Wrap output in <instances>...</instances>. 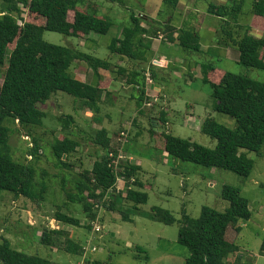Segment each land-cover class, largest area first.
Listing matches in <instances>:
<instances>
[{
  "label": "trees",
  "instance_id": "1",
  "mask_svg": "<svg viewBox=\"0 0 264 264\" xmlns=\"http://www.w3.org/2000/svg\"><path fill=\"white\" fill-rule=\"evenodd\" d=\"M129 7V0H103ZM181 0H164L168 11H175ZM246 0H230L226 6L211 4L209 13L222 19L220 44L232 47L240 53L239 64L247 69L264 72V37L254 36V30L264 31V0H255L251 10V22L243 34L240 25ZM0 66L6 67L3 83L0 84V194L3 191L14 193L42 205L47 199L49 186L47 171L36 166L40 160L41 140L33 134L35 128L43 127L47 114L39 108L49 102L59 92L66 93L80 101L83 109L90 110L92 123L99 127L103 118L99 117L104 104L102 85H90L70 73L75 62H84L92 69L98 79L102 72L113 70L108 60L97 58L75 48L52 45L44 40L45 32L59 33L64 36L88 40L91 35L106 36L114 26L113 21L100 14V4L82 0H0ZM26 15H25V14ZM26 16V20L24 18ZM142 19L132 15L131 23L123 27V38L115 39L110 47L113 54L140 62L143 51H151V41L158 32L149 36L142 26ZM160 31L167 41L176 40L182 49L200 52L201 37L197 31L185 27L175 29L170 23L161 24ZM178 32V39L174 35ZM138 74V75H137ZM120 75L128 84L139 86L141 97L137 101L139 114H143L145 103V82L142 73L121 69ZM136 78H141L135 82ZM204 83L211 90L216 101L215 111L234 118L238 128L229 129L215 119L204 120L201 131L216 140L215 149H209L191 140L167 133L169 121L167 113L158 118V127L164 131L149 132L151 141L172 158L190 162L206 168L227 170L248 178L253 172L254 161L249 152L260 153L264 146V81L230 72H218L209 65L204 72ZM10 121L11 126H6ZM62 137L52 144V153L57 166L62 170L74 168L71 157L81 148V142L69 133L76 126L74 116L59 117ZM15 126L32 136L29 155L34 162H19L13 156L10 135ZM68 132V134H66ZM115 135L118 134L114 132ZM141 134V133H140ZM161 141L158 142V140ZM96 148V158L90 169H83L70 179L69 175L59 176L62 192L68 203L82 208L87 218L94 222L98 219V209L109 212L122 210L125 203L132 209L123 212L125 219L130 210L140 212V206L147 204L149 194L142 179L144 170L137 164L118 163V149L113 145L111 133L101 127L90 139ZM101 151V154H99ZM16 160V161H15ZM41 172V174H40ZM41 178V179H40ZM119 178L126 181V194L114 193ZM67 183L71 184L67 188ZM223 199L229 203L225 212L210 207L202 209L199 218H192L184 210L180 220L179 244L187 248L190 258L187 264H227L230 256L239 252L237 240L242 231L237 227L239 221H249L253 217L250 202L241 195L238 188L224 186ZM153 221L173 225L177 222L172 212L160 207L152 209ZM55 219L66 225L80 227L81 221L59 209ZM89 231L92 226L86 227ZM61 239L64 244H60ZM43 245L64 246L67 254L84 256V245L77 243L65 230L46 228L41 237ZM139 253L146 254L143 248ZM261 251L264 253V241ZM141 255H137L141 258ZM146 256V260H148ZM87 264H114L89 260ZM0 264H54L50 259L39 255H29L12 247L10 240L4 238L0 243Z\"/></svg>",
  "mask_w": 264,
  "mask_h": 264
},
{
  "label": "rangeland",
  "instance_id": "2",
  "mask_svg": "<svg viewBox=\"0 0 264 264\" xmlns=\"http://www.w3.org/2000/svg\"><path fill=\"white\" fill-rule=\"evenodd\" d=\"M82 1L99 3L100 14L113 21L114 26L108 35L98 36L100 40H97L96 43L92 42L96 35H93L88 41L59 33L45 32L43 38L52 45L75 48L110 62H112L110 57L114 54L110 51L109 44L112 43V40L119 38L120 30L131 23L133 14L140 18V13H147L149 7L157 8L163 12L168 10L164 0H129L128 8L103 0ZM254 1L246 0L245 2L244 13L240 21V25L244 27L243 34L250 23ZM210 4L211 0H199V5H203V9ZM24 18L26 20V16ZM142 24H144L143 21ZM221 38L220 30L216 42ZM146 51L148 50L143 53L145 55L142 54L144 60L139 62L130 59L134 63L139 62L140 68L136 69L137 71L149 70L147 63H144L148 59ZM181 51H184L186 53L184 55L193 62L207 67L210 64L208 56L205 54L189 52L184 49ZM215 61L217 67L226 72L264 81V72L262 71L247 69L240 64H228L226 61L219 63L217 59ZM5 73L6 67L0 66V84L3 83ZM147 77L150 78V75L148 74ZM166 80V94L170 107L163 106L164 100L157 104L156 112L159 113L157 116H160L163 109L168 112L167 133L191 140L209 149L217 147V141L201 131L200 123L197 126H191V124L196 125V122H199L197 116H201L197 113V116H193L194 122L189 120V114L194 112L192 108H195V106H189H193L191 104L195 100L199 102V109H203V121L211 117L229 129L238 128L234 118L215 111L216 101L207 84L201 80L194 81V84H197L196 89L201 90L199 93L194 92L190 87L186 88L185 83H181L180 80L177 85L173 81V77H166ZM180 87L183 91L179 90ZM132 96L133 98L117 99L116 106L112 108L106 104L102 107L99 117L103 118L101 127L111 133L113 145L118 149L117 162L129 161L141 166L144 170L142 179L148 188L146 192L149 194V201L140 206V212L130 210L129 218L125 219L123 212L133 207L132 204L125 203L122 210L116 212H109L103 208L98 209V219L91 222L80 206L67 202L61 190L59 176L69 175L70 179H73L76 173L92 167L97 151L90 139L101 127L92 123L93 113L88 109H83L79 100L59 92L46 104L39 105L47 117L43 120V127L35 128L33 132L40 138L42 145L39 151L41 158L36 161V166L41 172L44 170L49 173L46 181L49 186L47 199L39 206L24 197L3 191L0 194V243L6 238L10 240L14 249L29 255H39L50 259L54 264H87V260L104 263L112 260L114 264H187L191 254L178 241L182 212L185 210L192 218H199L204 207L225 212L229 203L223 199V188L228 185L240 189L241 195L250 202L253 217L249 221L238 222L237 227L242 228L237 240L239 252L230 256L227 264H264V253L261 251L264 241V146L260 153H248L249 158L255 164L253 172L248 178L227 170L206 168L172 158L162 149H158V146L151 141L148 131L154 128L161 133L164 130L152 125L149 114L145 112L144 115L139 114L137 101L140 98V91L133 90ZM153 102H158V99L154 98L147 106H153ZM62 115L74 116L78 123L69 132L71 136L81 142V148L71 157V163L74 166L71 170L59 168L52 153V144L64 133L59 122V117ZM9 125L11 126L10 121H7L6 126ZM116 131L117 135L114 134ZM32 140L33 137H29L26 131L19 126L14 127L13 133L10 135V145L16 160L24 163L26 161L34 162V157L29 155V149L33 145L31 144ZM158 142L161 144V141L158 140ZM125 184V179L119 178L118 190L114 193L122 192L125 196ZM70 187L71 184L67 183V188ZM154 207L172 212L177 222L173 225H165L153 221L151 214ZM59 209L79 219L81 226H66L58 222L55 219V214ZM88 225L92 226L91 231L86 228ZM46 228L50 230L62 229L68 232L74 241L84 245L85 255L67 254L64 246L60 245L55 247L43 245L41 237ZM64 240L61 239V245L64 244ZM138 247L143 248L147 255L144 253L141 255ZM137 255L142 257L139 258ZM146 256L149 257L148 260H146Z\"/></svg>",
  "mask_w": 264,
  "mask_h": 264
},
{
  "label": "crops",
  "instance_id": "3",
  "mask_svg": "<svg viewBox=\"0 0 264 264\" xmlns=\"http://www.w3.org/2000/svg\"><path fill=\"white\" fill-rule=\"evenodd\" d=\"M229 1L230 0H211V4L226 6L229 4ZM207 5L203 9V5H199V0H181L175 11L167 10L166 12H163L157 8L153 9L149 7L147 13H140V18L143 19L144 22L142 25L149 31V36H153L158 32V36L151 41L152 51H146L148 59L147 62L144 63H147L149 66L148 71L145 69L137 71L136 69L140 68L139 62L134 63L129 58L114 54L110 57V60H112L111 63L113 64V70L107 73L105 71L102 72L101 79H98L94 71L81 61L74 63L70 73L90 85H102L104 88L103 106L108 104L109 108L116 106L117 99L133 98V90L139 91V86L136 84H128L127 80L121 77V69L127 70L128 74L135 71H137V73H142L144 78H146V101L143 105L142 112L143 115L144 112L149 114L152 125L158 127V118L160 116H157L159 115V113L156 112L157 104L165 100L163 106L166 108L170 107V103L168 102L169 98L166 94V77H173V81H175L177 85L180 80L181 83H185L186 88L190 87L194 92L200 93L201 90L196 89L197 84H194V81L201 80L204 82V72L207 68L206 65L198 64L186 57L184 55L186 53L181 51L182 48L177 40L175 43L167 41V38H165L160 31L161 24L165 25L170 23L177 30H181L187 26L197 31L201 37V51L195 53L207 55L209 59L208 63H210L209 65L215 66L218 72L224 73L226 71L217 67L215 59H217V62L219 63H224L226 61L228 64H239L240 53L238 50L221 45L220 41L216 42L221 30L222 19L216 15L210 14L208 10L209 6ZM122 32L123 28L120 30V35L117 39L123 38ZM253 34L257 37H264V31L254 30ZM93 35H91L89 39ZM178 35L179 33L176 32L174 35L175 39H178ZM98 36L99 35L94 36L93 43L100 40V37ZM113 41L114 40H112V43ZM112 43L109 44V47H111ZM148 74L150 75V78L147 77ZM140 79L136 78L135 82H139ZM179 90L183 91L182 87H180ZM154 98H157L158 102H153V106H147L148 103L154 100ZM192 103L193 104L191 105L193 106L189 107L195 106V108H192V111L194 110V112L189 114V120L194 122L193 116H197V113L201 114V116H197L199 122L197 121L196 125L191 124V126H197L199 123L202 125L204 122L202 120L203 109H199V102L196 100ZM149 108H151V110H148ZM162 112H165L168 115L166 110L163 109Z\"/></svg>",
  "mask_w": 264,
  "mask_h": 264
},
{
  "label": "built area",
  "instance_id": "4",
  "mask_svg": "<svg viewBox=\"0 0 264 264\" xmlns=\"http://www.w3.org/2000/svg\"><path fill=\"white\" fill-rule=\"evenodd\" d=\"M27 139H29L28 137H27ZM33 146V145H32Z\"/></svg>",
  "mask_w": 264,
  "mask_h": 264
}]
</instances>
